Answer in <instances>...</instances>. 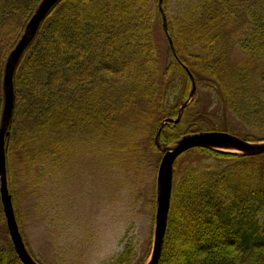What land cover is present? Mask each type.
Segmentation results:
<instances>
[{
	"label": "trees",
	"instance_id": "obj_1",
	"mask_svg": "<svg viewBox=\"0 0 264 264\" xmlns=\"http://www.w3.org/2000/svg\"><path fill=\"white\" fill-rule=\"evenodd\" d=\"M40 1L0 0V32L10 34L1 37L0 76ZM158 4L63 0L40 25L14 72L5 138L20 233L21 180L32 189L36 177L42 189L72 169L86 170L85 157L92 154L99 155V164L123 169L157 152L160 124L177 118L191 92L185 69L195 87L212 86L211 105L217 102L239 128L221 110H196V92L179 121L161 128V145L213 131L264 142V0H162L174 49L166 40L169 60L156 45L157 27L162 29ZM168 5L179 11L169 16ZM2 104L0 99V121ZM184 156L190 163L182 172ZM137 256L129 241L110 264H133ZM0 264H21L9 238L0 241ZM159 264H264V154L194 148L177 158Z\"/></svg>",
	"mask_w": 264,
	"mask_h": 264
},
{
	"label": "rangeland",
	"instance_id": "obj_2",
	"mask_svg": "<svg viewBox=\"0 0 264 264\" xmlns=\"http://www.w3.org/2000/svg\"><path fill=\"white\" fill-rule=\"evenodd\" d=\"M168 10L169 16H174V13L179 11L178 7L171 10L169 5ZM238 15L242 20V13ZM7 36L10 34L4 35L0 32V43L1 39ZM166 40L168 42L163 28L157 27V48L161 51L162 57L169 60ZM2 81L3 76H0V99L3 100ZM196 92L198 94L196 110L212 111L213 114L221 110L223 118L230 121L229 125L239 128L234 120H230L227 114L223 113L217 102L213 103L214 106L211 105L216 96L210 84L200 83L196 86ZM180 108L181 106L178 110ZM160 130L159 127L158 135ZM156 135L154 143L157 152L150 151V155L146 156L143 162L138 158L134 159L133 164L127 163L128 167L123 169L112 164H99V155L92 154L85 157L84 163L80 161V165L83 163L86 170L77 172L72 169L66 176L60 177V183L51 179L48 180L46 188L41 189L40 182L33 177L32 179H35L31 182L33 187L29 189L27 183L21 180L17 184V193L18 195L25 193L19 208L23 212L21 236L26 250L42 260L43 264H110L128 242L132 241L138 255L133 264H146L153 247L156 178L163 156V151L157 148V144L161 147L175 144L163 146L158 141V136L156 144ZM141 141L146 148L150 146L149 137L144 133L141 134ZM189 163L184 156L179 162L182 172ZM131 165H135V169ZM7 236L9 238L3 215V220L0 218V241L3 244L7 243ZM65 257L66 262L63 261Z\"/></svg>",
	"mask_w": 264,
	"mask_h": 264
},
{
	"label": "water",
	"instance_id": "obj_3",
	"mask_svg": "<svg viewBox=\"0 0 264 264\" xmlns=\"http://www.w3.org/2000/svg\"><path fill=\"white\" fill-rule=\"evenodd\" d=\"M63 0H41L32 17L26 24L24 31L15 45L12 52L7 57L2 81L3 90V108L0 121V201L2 211L5 218L6 229L9 235L10 242L13 250L21 264H37L30 256L24 245L21 233L19 231L14 208L12 205L11 195L9 194L6 168H5V138L10 123L13 103H14V90H13V76L14 72L25 54L27 48L34 40L38 29L42 22L49 15L51 10ZM162 0H159V11L162 17L163 32L168 39L169 47L174 53L173 45L167 33V25L165 15L161 8ZM190 77L192 83L191 92L187 100L181 105L176 120L166 119L160 125V129L167 123H177L180 119L181 112L192 101L195 93V82L193 77L187 69H185ZM156 135V144H157ZM157 148L163 151V156L160 161L157 178H156V216H155V229L153 247L150 259L146 264H159L164 235L166 232L168 214L170 209V200L172 193V180H173V166L178 157L183 153L194 149L203 148L216 151H224L230 153H238L244 156H257L264 154V142L249 143L241 140L238 137L232 136L222 132H203L185 135L181 137L173 146L161 147L157 144Z\"/></svg>",
	"mask_w": 264,
	"mask_h": 264
}]
</instances>
